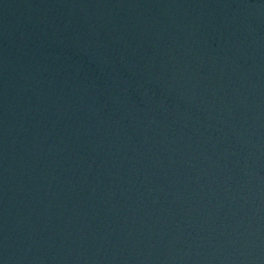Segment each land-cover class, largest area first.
Returning a JSON list of instances; mask_svg holds the SVG:
<instances>
[{
    "label": "water",
    "instance_id": "water-1",
    "mask_svg": "<svg viewBox=\"0 0 264 264\" xmlns=\"http://www.w3.org/2000/svg\"><path fill=\"white\" fill-rule=\"evenodd\" d=\"M0 264H264V0H0Z\"/></svg>",
    "mask_w": 264,
    "mask_h": 264
}]
</instances>
